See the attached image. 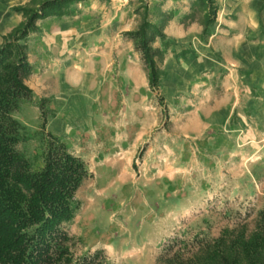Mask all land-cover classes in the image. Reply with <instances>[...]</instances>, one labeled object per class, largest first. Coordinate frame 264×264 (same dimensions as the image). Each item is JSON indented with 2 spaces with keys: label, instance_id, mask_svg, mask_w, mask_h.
I'll list each match as a JSON object with an SVG mask.
<instances>
[{
  "label": "crops",
  "instance_id": "1",
  "mask_svg": "<svg viewBox=\"0 0 264 264\" xmlns=\"http://www.w3.org/2000/svg\"><path fill=\"white\" fill-rule=\"evenodd\" d=\"M29 1L0 0V43L22 21L11 7ZM145 19L164 34L151 43L164 72L155 88L124 35ZM37 26L25 83L50 100L46 130L85 163L80 203L87 187L127 190L147 213L184 217L219 187L221 161H241L264 140V0H85Z\"/></svg>",
  "mask_w": 264,
  "mask_h": 264
},
{
  "label": "trees",
  "instance_id": "2",
  "mask_svg": "<svg viewBox=\"0 0 264 264\" xmlns=\"http://www.w3.org/2000/svg\"><path fill=\"white\" fill-rule=\"evenodd\" d=\"M85 0H31L11 10L23 20L0 43V264H99L95 255L73 258L67 231L79 207L76 191L88 173L85 163L66 144L46 130L54 109L49 99H35L25 83L30 72L28 36L46 16H70ZM210 8L207 22H213ZM141 52L149 84L155 88L163 76L151 43L164 38L161 27L148 20L124 33ZM35 103L40 123L27 126L17 113ZM35 146L28 150L26 143ZM22 144L23 150L18 146ZM263 211L260 212L262 214ZM207 264H264V224L250 234L226 232L213 242ZM207 250V249H206Z\"/></svg>",
  "mask_w": 264,
  "mask_h": 264
},
{
  "label": "rangeland",
  "instance_id": "3",
  "mask_svg": "<svg viewBox=\"0 0 264 264\" xmlns=\"http://www.w3.org/2000/svg\"><path fill=\"white\" fill-rule=\"evenodd\" d=\"M156 56L155 60H160V55ZM17 116L30 125L40 123L35 103L22 107ZM259 140L249 146L243 160L220 162L219 187L203 193L200 201L206 203H195L184 217L167 218L156 210L147 213L139 203L140 194L126 202L127 195L133 194H127V190L94 196V187L81 189V206L67 226L73 237L70 254L78 258L98 251L95 260L99 264H207L205 256L225 232L228 236L250 234L264 224V140ZM25 146L31 150L35 144L28 142ZM18 148L23 150L24 146ZM142 154L143 150H137L135 157ZM104 242L114 244L105 251L92 248L94 243Z\"/></svg>",
  "mask_w": 264,
  "mask_h": 264
}]
</instances>
